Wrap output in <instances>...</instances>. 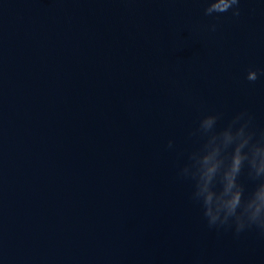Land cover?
<instances>
[{"label":"water","instance_id":"95a60500","mask_svg":"<svg viewBox=\"0 0 264 264\" xmlns=\"http://www.w3.org/2000/svg\"><path fill=\"white\" fill-rule=\"evenodd\" d=\"M208 3L0 0V264H264V231L210 227L180 175L204 116L264 132V0ZM238 131L207 150L225 184ZM242 155L248 194L264 144Z\"/></svg>","mask_w":264,"mask_h":264},{"label":"clouds","instance_id":"9594fccd","mask_svg":"<svg viewBox=\"0 0 264 264\" xmlns=\"http://www.w3.org/2000/svg\"><path fill=\"white\" fill-rule=\"evenodd\" d=\"M239 2L240 0H209L208 6L204 10L205 15L227 13L231 10L232 15L238 17L240 15ZM212 30H215L214 25ZM260 74L264 75V72ZM246 79L252 82L256 81L258 72L249 70ZM219 118L218 114H209L200 120L199 127L193 133L206 138L200 149L196 151L202 155L200 166H197L190 154V163L180 170V175L194 181L191 198L202 204L203 215L210 227L229 225L234 221L237 233L253 225L264 231V179L260 178V173L264 172V161H261L259 165L254 159L251 162V167L256 169V173L253 176L249 170L248 175L253 180L260 182L250 193H245V187L241 183L237 186V176H240L242 172V161L245 159L242 152L245 148L251 153L259 151V145L264 144V132L260 134L258 140L254 141L255 133L250 129L251 117H248L244 112L235 116L225 128L218 131L216 125ZM236 129H239L237 135H242L244 129H247L248 137L233 145L230 150L231 170L225 176L227 181L225 184L216 178L219 162L215 160V156L219 149H213L211 152L207 150L211 147L210 138L223 135L226 144L230 143L232 141L230 133ZM169 146H171V142H169ZM205 152L207 154H204ZM188 168H192L191 175L185 174ZM234 188L235 191H233Z\"/></svg>","mask_w":264,"mask_h":264}]
</instances>
